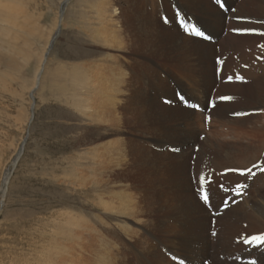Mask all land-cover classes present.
<instances>
[{
  "label": "rangeland",
  "instance_id": "obj_1",
  "mask_svg": "<svg viewBox=\"0 0 264 264\" xmlns=\"http://www.w3.org/2000/svg\"><path fill=\"white\" fill-rule=\"evenodd\" d=\"M243 1L247 4L245 6L242 4V6L254 17L252 15L237 17L235 20L238 24L231 27L230 25L223 26L218 28V31L213 30L211 26H201L202 29L197 28V30L204 32L203 36H197L194 32L191 35L177 21V18L175 19L178 12L176 7L186 6L183 0H177V5L171 6L167 1L165 12L168 16L156 15L165 23L171 24L168 26L171 32L185 35L184 37H193L197 40H195L197 44H200L199 40L208 43L207 45L214 44L212 50H215V55H210L205 50L206 56H202L213 67L211 76L213 79L216 78L212 79L213 82L210 83L207 76L193 80L195 67L198 69L197 73L200 72L196 62L191 61L195 58L194 56L189 55L190 66L189 61L183 62L181 66H173L175 67L173 70L177 71V76H184L193 89L200 86L202 91L205 90V95L208 97L207 106L200 105L187 89L184 90L187 93L181 90L179 93L176 92L178 100L164 96L162 102L172 107L181 104L182 109L195 111L196 119L204 120V132L197 133L199 134L197 140L190 139L188 144L190 155L184 162L187 163L185 167L188 166L186 170L191 178L190 193L210 212L209 232L211 238L215 237L214 239L218 238L217 235L221 228H219L218 217L232 209L235 205L233 201H237V204L246 198L245 196L252 198L255 195L259 200L264 201V193H260L262 189L257 190V187L264 183V129L246 134L240 130L241 123H239L234 127L235 129L228 131L229 135L224 137V141L217 142L220 144L218 147H202L203 140L208 138V134L211 136L216 130L220 134H225V130L221 126L218 127L219 123L215 119L222 107H230L227 116L231 112L235 114V111L243 109L238 115L243 116L247 122L249 121L246 128L251 129V124L258 120L259 126L264 124V118L256 117L257 112H260L259 115L264 112V107L258 108L259 103H256V98L240 93L247 89L244 87H249L251 90L255 83L264 82V17L261 16L264 14H260L259 11V9L262 11L264 0H257L258 2L256 0H234L229 11L235 12ZM253 2L256 3L253 4ZM216 4L219 5L217 2ZM63 6L64 14L61 12ZM84 6L86 4L82 0H0V264H47L54 256H57L56 261L60 260L58 258L61 254H56V252L63 251L64 247L71 248L70 246L74 244L70 243L66 237L68 234L66 232L68 229L65 228L66 222L90 216V219H93L92 222H96L97 225L100 220L108 224L110 216L99 212V209H102L99 203L100 194H106V191L112 192L113 188H117L114 192L122 191L120 188L128 184V181L123 179L119 173L118 167L115 172L113 171V168L117 166L116 158H111L101 168L93 163L80 165L89 162L90 159H86L88 155L83 158V153L84 155L86 153L84 148L87 145L81 141L79 127L94 130L100 122L97 121L98 119H93L95 118L94 113L89 114L87 111L85 115L70 103L75 99L72 97L76 93L75 83L72 80L75 68L72 67L80 66L86 60L96 61L101 52L109 53V50L106 52L103 48L104 44L97 43L95 28L89 23V17L85 14L88 8ZM226 13L224 18L230 22L233 21L228 11ZM58 29H61V33L58 37H54L55 41L52 39L48 45L51 35L55 30L58 32ZM216 33L219 35H215ZM242 68H245L243 69L245 72ZM39 70L42 72L41 83L35 87ZM79 71L85 72L80 69ZM230 75L235 79L233 80L232 77L229 79ZM239 75L245 78L240 80ZM182 85L178 81L175 87L181 88ZM225 97H231V99H224ZM77 102L78 100L75 101L76 105ZM196 104L200 106L199 109L194 107ZM234 105L238 108L235 109ZM33 107H35V113L32 118ZM201 112L205 115H199ZM75 116L87 119L90 125L84 126L81 120L74 118ZM185 123L176 125L174 129L179 131L177 133H186L188 129ZM172 126L173 124H170V131L174 130L171 129ZM235 130H240L242 135L235 136ZM125 134L130 137L131 133L128 128L125 129ZM188 134L183 135L189 138ZM248 138L250 143L246 142ZM216 140L218 141V138ZM100 142L94 144L100 146L103 154L111 156L112 153L109 154L100 145L104 141ZM153 148L159 149L155 146ZM230 151L232 152L229 153ZM198 154L205 157L202 159ZM177 165L181 164L177 162ZM73 166L77 168H72ZM126 166L128 167V162L125 161L121 171H127ZM244 169H251V173L241 174ZM201 175L211 177L213 181L210 184L206 180L198 181L197 177ZM130 179L134 181L133 177ZM237 184H241V189L245 193L243 198L234 192ZM201 194L209 196V204L201 200ZM219 199L222 200L221 203H217ZM226 199H229V207L223 210L221 215L215 216L213 211L220 212L219 207ZM246 212H243L244 215L240 214L239 220L227 215L230 219V227H233L232 230L227 231L228 235L233 236L230 239L233 245H231V257L240 251L243 253L248 251L249 245L255 241L252 237H264L262 232L254 233L256 229L263 227L262 221L257 222L253 216L252 221L245 219L244 216L250 215L248 211ZM113 215V222L110 225L127 222L125 219L122 221L120 219L116 223L117 213L113 212ZM188 219H190L189 227L195 229V217L190 216ZM198 223L197 221L196 224ZM223 226L221 230L224 229ZM132 229L133 227L130 230ZM116 230L117 233H114L111 240L120 241L117 245L110 243L109 248H115L114 252L119 251L124 254L125 249L130 250L134 246L133 241L126 242L125 236H131L134 233L128 231L125 234V231L120 233L122 230L117 228ZM106 234L110 235V233ZM121 240L126 242L125 246H121ZM262 240L264 239L255 242L259 243ZM91 241L92 239L89 240V245L85 241L87 247L84 242L81 244V247H86L87 250L81 249L80 251L77 245L73 255L77 257L85 255L79 264H93L96 257L95 250H104V245L101 244L99 247L101 241L93 240L94 243ZM249 253L248 258H255L256 254L251 248ZM125 257L126 260L133 262V257L128 253ZM201 258L203 264H210L211 259L203 253ZM99 261L98 264H101V260ZM258 264H264V261H259Z\"/></svg>",
  "mask_w": 264,
  "mask_h": 264
},
{
  "label": "bare ground",
  "instance_id": "obj_2",
  "mask_svg": "<svg viewBox=\"0 0 264 264\" xmlns=\"http://www.w3.org/2000/svg\"><path fill=\"white\" fill-rule=\"evenodd\" d=\"M82 1L86 4L84 7L88 8L85 14L89 17V23L93 24L95 28V38H98L97 43L104 44L105 46L102 45L103 48L106 49V52L109 50V53L101 52V54H98L99 58L96 61L83 60L85 62L82 61L83 63L81 62L80 66L72 67L75 68L72 78L75 87L71 86L74 87L76 93L74 97H71L76 100L73 99L70 103L75 105L78 108L77 110L84 112L85 115H87V111H89V114H91L90 112L94 113L95 118L93 116L91 118L98 119L97 121L100 122L97 127H94V130L79 127L81 141L87 145L84 148L86 153L85 155L83 153V158L88 155L86 159H90L89 162L80 165L93 163L101 168L111 158H116L117 166L113 168V171L115 172L118 167L119 173L123 176V179L128 181V184L125 186L121 184L123 187L120 190L122 191L114 192L117 188H113L112 192L106 191V194H100L99 203L102 209H99V212L110 216L108 224L100 220L97 225L96 222H92L93 219H90V216L88 218H78V220L71 219L66 222L65 228L68 229L66 230L68 233L66 237L70 243L74 244L70 246L71 248L64 247L63 251H55L56 254H61V257L58 258L60 260L56 261L57 256H54L52 260L51 258L50 261L48 260L49 263L47 264L81 263L85 255L82 254L77 257L73 253H75L77 245H79L80 251L81 249L87 250L85 241L89 245L91 239V242L93 240L95 242L101 241L99 247H101V244L104 245V250H95L94 255L96 257L93 256L95 264L100 263L99 260H101V264H203L201 261L202 253L211 259L210 264H252L253 261L258 264L259 261H264V240L259 243H256V240L253 243L251 242L248 251L244 253L240 251L231 257L232 242H230V239L233 236L227 233L233 228L230 227V219L227 218V215L239 220L241 218L240 214L248 211L250 215L244 216L245 219L252 221L253 216L257 222L262 221L263 227L259 230L256 229L254 233L262 232L264 234V201L259 200L256 195L249 198L243 192L239 197L243 198L245 196L246 198L243 200L239 198L241 201L233 205L231 210H227L222 216L218 217L219 228L221 227L220 232L217 239H214L215 237L211 238L209 232L211 228L210 212L190 193L191 178L187 174L186 169L188 166L185 167L187 163L184 162L190 155L188 145L190 139L192 141L197 140L199 135L197 133L204 132V120L196 119L195 111L182 109L180 103L177 107L162 103L164 96L178 100L176 92L179 93V90L184 91L187 89L200 105L207 106L208 97L205 95V90L202 91L200 86L193 89L192 85L186 82L184 76H177V71L173 68L181 66L183 62L189 61L190 56H194L195 58L191 61L196 62L200 72L197 73L198 69L195 67V78L193 80L207 76L206 78L210 79L209 82H213L216 79L211 76L213 67L202 56H206L204 54L205 50L208 54L215 55V50H212L214 44L207 45L208 43H203L200 40V44H197L195 43L196 39L193 37H184L185 35L171 32L168 27L171 24L165 23L159 18L163 15L168 16L165 12L167 1L171 6L177 5V0ZM183 1L186 6L178 5L176 7L178 12L175 19L177 18V21L191 35L194 34L191 29L193 26L200 29L204 25L211 26L213 30L218 31V28L223 26L230 25L231 27L238 24L236 22L237 17L252 15L250 11L242 6V4L244 6L247 4L246 1L240 3L235 12L229 11L230 6L234 4V0H224L226 10L221 9L214 0ZM62 8L61 12L64 14V6ZM226 11L231 15L233 21L230 22L224 18ZM259 11L260 14H264V5L262 11L260 9ZM261 16L264 17V15ZM252 17L254 16L252 15ZM171 19L173 20V17ZM60 33L61 29H58V32L55 30L48 41V45ZM215 35L219 34L216 33ZM176 38L180 40L176 41ZM78 68L85 72H80ZM69 72L71 73V71ZM41 74L42 72L39 70L36 75L35 87L41 83ZM178 81L183 84L181 88L175 87ZM244 88L247 89L242 90L240 93L256 98V103H259L258 108L264 107V82L261 84L255 83L251 90L249 87ZM77 100L76 105L75 101ZM234 108L237 109L238 107L234 105ZM229 110V106L222 107L215 117L217 123H219L218 127L221 126L225 130V134H220L218 130L211 136L208 134L207 139L203 138L205 139L202 143L203 148L208 146L210 148L213 146L218 147L220 144H217V142L224 141V137L229 135L228 131L235 129L234 127L239 123H241L240 130L246 134H251V131H263L264 124L259 126L257 124L259 120L251 124V129L246 128L249 121L247 122L243 116L238 115L243 109L235 111V114L231 112L227 116ZM34 113L35 107L32 108V118ZM259 113L257 112L256 117L258 119L264 118V112L260 115ZM199 115L204 116L205 114L201 112ZM74 118L78 121L81 120L84 126L90 125L87 119H81L78 116ZM183 122H186L185 126L188 129L186 133H189V138L185 136L186 133L180 134L177 133L179 131L174 129L176 125L178 126ZM170 124H173L171 129L174 130L172 131H170ZM163 126H166V128H162ZM126 128L131 133L130 137L125 134ZM195 129L197 130L195 131ZM240 130H235V136L240 137L242 135ZM192 131L195 132L192 133ZM202 134L206 135L205 133ZM216 138H218V141ZM98 141H104L100 142V145L109 154L112 153L111 156L103 154L99 148L100 146L94 144ZM246 142L250 143L249 138ZM153 146L159 149H154ZM173 149H179V151ZM201 157L203 159L205 156ZM125 161L128 162L127 171H121ZM181 161L185 164H182ZM177 162L181 165H177ZM72 168L77 167L73 166ZM130 177H133L134 181H131ZM157 182L158 184L155 185ZM257 190L264 193V183L257 187ZM101 191L104 190L101 189ZM221 202L222 200L219 199L217 203ZM113 212L117 213L116 223L120 219L121 221L125 219L127 222L110 225L113 222ZM190 216L195 217V229L189 227L190 219L188 218ZM131 219L132 221H130ZM197 221L198 224H196ZM222 226L224 231L221 230ZM132 227L133 229L130 230ZM116 228L122 230L120 233L123 231H125V234L128 231L134 233L131 236H125L126 242L133 241L134 243L132 249L124 250L125 255L119 251L114 252L115 248H109L110 243L117 245L120 241L111 240L114 233H117ZM106 233H110V235L108 234V236ZM83 242L86 247H81ZM126 242L121 240V246H125ZM250 248L258 258L256 256L253 259L248 258ZM127 253L133 257L132 263L131 260H126ZM169 255H172V258ZM219 256L223 258L221 259ZM226 256H229V258H226ZM194 257L195 260H193Z\"/></svg>",
  "mask_w": 264,
  "mask_h": 264
},
{
  "label": "snow or ice",
  "instance_id": "obj_3",
  "mask_svg": "<svg viewBox=\"0 0 264 264\" xmlns=\"http://www.w3.org/2000/svg\"><path fill=\"white\" fill-rule=\"evenodd\" d=\"M216 2L219 4L220 3V0H216ZM196 35L197 36H203L204 35V32H201V31H197L196 32ZM229 79H231V77H229ZM238 79L240 80H243L244 78L243 77H238ZM224 99H231V97H225ZM195 107V106H194ZM174 151H179V149H173ZM255 167V165H254ZM246 172L248 173H251V169H247L245 170ZM241 174H244V172H242ZM197 180L200 181V180H206L209 184L211 183V181L207 180V177L206 176H198L197 177ZM227 190V189H225ZM209 199L208 195L206 194L205 197H204V200L205 202H207ZM253 240H259V239H264V237H261V236H256V237H252ZM252 264H255V261L252 262Z\"/></svg>",
  "mask_w": 264,
  "mask_h": 264
}]
</instances>
